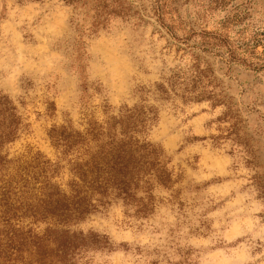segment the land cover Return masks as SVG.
<instances>
[{
  "label": "rangeland",
  "instance_id": "374dc122",
  "mask_svg": "<svg viewBox=\"0 0 264 264\" xmlns=\"http://www.w3.org/2000/svg\"><path fill=\"white\" fill-rule=\"evenodd\" d=\"M132 1L146 22L93 34L63 0H0V95L24 123L6 153H41L65 184L51 128L83 131L138 108L152 117L142 139L161 149L171 184L154 187L148 214L114 200L73 227L109 238L93 264H264V70L186 35L217 29L231 4L168 0L184 22L173 36L152 0ZM254 2L250 34H264V0Z\"/></svg>",
  "mask_w": 264,
  "mask_h": 264
},
{
  "label": "trees",
  "instance_id": "16d2710c",
  "mask_svg": "<svg viewBox=\"0 0 264 264\" xmlns=\"http://www.w3.org/2000/svg\"><path fill=\"white\" fill-rule=\"evenodd\" d=\"M63 1L74 9L72 21L93 34L118 20L146 22V13L132 0ZM254 3L210 0L209 8L231 4V10L217 29L186 35H196L203 47L223 51L234 63L264 70V34H250L248 23ZM152 4L157 22L177 36L184 22L168 0H152ZM151 121L134 108L103 122L91 119L83 131L53 126L52 145L69 164L70 179L63 184L57 180L60 164L41 153L17 158L6 153L24 123L14 103L0 95V264H93L94 254L111 250L107 236L73 227L114 200L148 214L145 200L152 197L154 187L171 184L161 149L142 139ZM140 192L146 197H139Z\"/></svg>",
  "mask_w": 264,
  "mask_h": 264
}]
</instances>
